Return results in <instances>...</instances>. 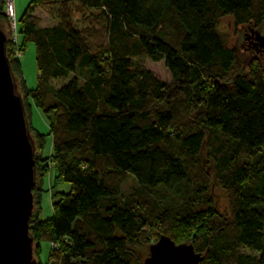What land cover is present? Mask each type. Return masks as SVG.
I'll return each instance as SVG.
<instances>
[{
  "label": "trees",
  "instance_id": "1",
  "mask_svg": "<svg viewBox=\"0 0 264 264\" xmlns=\"http://www.w3.org/2000/svg\"><path fill=\"white\" fill-rule=\"evenodd\" d=\"M72 4L102 24L76 28ZM35 8H54L57 23L40 26ZM226 16L234 27H258L264 0H30L14 45L0 0L5 53L34 145L35 264L42 240L55 244L54 264H145L162 234L191 243L199 264H264V61H236L218 28ZM29 42L31 89L15 53ZM139 57L163 60L171 82ZM32 106L48 120L46 135L31 124ZM128 175L137 186L123 196ZM46 177L53 212L41 218ZM212 180L228 213L216 208ZM61 183L68 189H56Z\"/></svg>",
  "mask_w": 264,
  "mask_h": 264
},
{
  "label": "water",
  "instance_id": "2",
  "mask_svg": "<svg viewBox=\"0 0 264 264\" xmlns=\"http://www.w3.org/2000/svg\"><path fill=\"white\" fill-rule=\"evenodd\" d=\"M255 38L264 45V36ZM0 29V264H35L28 232L35 184L34 145L23 101L5 53ZM202 256L191 243H175L160 235L149 246L145 264H199Z\"/></svg>",
  "mask_w": 264,
  "mask_h": 264
},
{
  "label": "rangeland",
  "instance_id": "3",
  "mask_svg": "<svg viewBox=\"0 0 264 264\" xmlns=\"http://www.w3.org/2000/svg\"><path fill=\"white\" fill-rule=\"evenodd\" d=\"M24 1V0H15V2ZM30 0H26V4ZM89 12L95 14V10H90ZM34 14L37 15L40 19V26H51L57 23L55 17L54 8H35ZM17 17L19 18L17 12ZM72 20L76 28H82L86 25H95L98 26L102 24V18H96L94 16H87V13L80 11L79 7L76 4H72ZM19 25V23H18ZM219 32L223 38L225 45L231 48L236 57V61L242 65L246 66L250 59L256 58L260 61H264V45H260V42L255 38L256 32L261 36H264V21L258 27L249 25H240L234 27L233 20L231 17L226 16L220 20L219 23ZM20 41V36L18 37ZM19 60L22 67L23 77L25 79L26 85L28 88H34L36 86L37 78V68L35 62V47L34 44L29 42L25 46L24 50L19 56ZM136 61L140 62L145 68L151 70L156 76L161 80L170 83L171 75L164 65L163 60L152 61L147 57L136 58ZM80 74V73H79ZM72 75L68 77L58 78L54 80L55 85H61L66 82ZM31 124L34 129H36L41 134L48 133V120L41 113V111L34 106L31 107ZM46 143L44 147V155H48L51 145V136H46ZM202 158H204V152H202ZM52 171L50 172L49 177H51ZM49 177L45 178L43 191L41 192V218H49L52 215V206H51V195L48 189V180ZM137 186V183L133 176L128 175L126 180L122 184V195L126 196ZM56 189H68V184L61 183L57 186ZM213 201L215 202L216 208L220 212H229L228 200L226 193L216 184L215 181H211L210 189ZM158 194V192H156ZM166 198L159 195V198L171 199V195L167 194ZM49 252H50V243L47 240H42L39 242V249L37 253V260L39 264H49ZM148 252L147 246L143 249L141 254L146 255ZM243 252H248L246 249H243Z\"/></svg>",
  "mask_w": 264,
  "mask_h": 264
},
{
  "label": "built area",
  "instance_id": "4",
  "mask_svg": "<svg viewBox=\"0 0 264 264\" xmlns=\"http://www.w3.org/2000/svg\"><path fill=\"white\" fill-rule=\"evenodd\" d=\"M3 8L4 13L7 18V25H8V31H9V38L13 42V44H17L18 37H19V25H18V17L15 12V0H3ZM16 56H20L21 52L16 50L15 51ZM50 247H55V244L53 242H50ZM49 264H54L52 262H49Z\"/></svg>",
  "mask_w": 264,
  "mask_h": 264
},
{
  "label": "crops",
  "instance_id": "5",
  "mask_svg": "<svg viewBox=\"0 0 264 264\" xmlns=\"http://www.w3.org/2000/svg\"><path fill=\"white\" fill-rule=\"evenodd\" d=\"M26 0H24V1H19V2H15V12H17V14H18V16H21V14L24 12V10H25V8H26V6H27V4L29 3H27L26 4V2H25ZM50 180V179H49ZM48 180V186H50L49 184H50V181ZM49 192H50V195H51V192H52V190H50L49 189ZM51 200H52V197H51Z\"/></svg>",
  "mask_w": 264,
  "mask_h": 264
}]
</instances>
